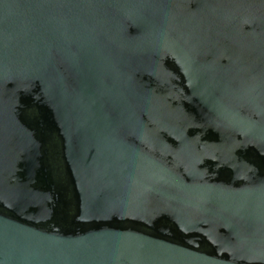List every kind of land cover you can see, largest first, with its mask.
<instances>
[{"label":"water","instance_id":"obj_1","mask_svg":"<svg viewBox=\"0 0 264 264\" xmlns=\"http://www.w3.org/2000/svg\"><path fill=\"white\" fill-rule=\"evenodd\" d=\"M0 264H264V0H0Z\"/></svg>","mask_w":264,"mask_h":264}]
</instances>
